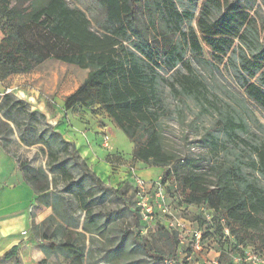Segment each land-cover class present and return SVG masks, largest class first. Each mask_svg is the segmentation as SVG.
Wrapping results in <instances>:
<instances>
[{
    "label": "trees",
    "instance_id": "1",
    "mask_svg": "<svg viewBox=\"0 0 264 264\" xmlns=\"http://www.w3.org/2000/svg\"><path fill=\"white\" fill-rule=\"evenodd\" d=\"M93 1L97 13L89 19L66 0H0V81L46 61L85 70L64 98V111L104 114L134 144L131 163L162 169L160 183L175 187L185 205L212 209L236 243L264 254V125L254 114V108L264 114V0H203L195 27L199 0ZM203 45L227 58L242 93L215 77ZM204 118L211 126L199 132L193 124ZM187 129L196 132L203 154L182 150ZM14 132L47 159L46 169L19 163L36 206L51 209L31 226L33 239L44 243L45 254L82 255L75 242L54 241L69 238L64 226H79L71 201L84 216L82 231L103 235L112 219L101 222L95 192L120 199L129 185L118 191L103 184L44 114L6 93L0 96V140ZM8 142L3 150L10 153ZM113 158L106 160L120 161ZM131 222L138 225L137 209ZM156 235L172 252L178 245L175 233L160 228ZM135 243L150 256L146 245ZM121 251L116 246L115 253Z\"/></svg>",
    "mask_w": 264,
    "mask_h": 264
},
{
    "label": "rangeland",
    "instance_id": "2",
    "mask_svg": "<svg viewBox=\"0 0 264 264\" xmlns=\"http://www.w3.org/2000/svg\"><path fill=\"white\" fill-rule=\"evenodd\" d=\"M66 2L72 7L81 9L89 19H91V17L97 13V7L93 0H66ZM202 2L203 0H199L196 18L193 22L194 27L196 25V19ZM260 16L264 17V12L260 13ZM261 39L264 40V28L261 31ZM202 48L203 57L210 63L215 77L221 83L226 84L231 89L242 93L243 90L237 85L234 80V76L231 73V70L227 63V58H216L215 54L205 45H203ZM37 71L40 74L44 73V77L47 79L45 80V82L48 87L50 85L51 79L52 82L56 81V84L52 88L47 87L44 89V93L40 92L44 95V97L41 96L42 101L45 102L47 104V107L54 112L56 111L58 106L62 105L64 98L79 87L86 76L85 70H81L73 66L64 65L55 61L44 62L41 66H39ZM8 93L13 94L14 97L19 100L25 101L18 94H16V91H11ZM254 114L259 122L264 125V114L256 108H254ZM90 116L92 120H94L93 126H101V123H103L104 126H109L108 120L97 110L91 111ZM190 119L191 118H188L187 122H189ZM64 120L65 119L61 118L60 116L56 125H51L47 119L46 122L50 126L54 127V129L65 138V135L60 130L65 125ZM211 122L212 120L210 118H204L200 122L194 123L193 127L198 125V131L201 132L202 129L200 128L211 126ZM67 128L69 130L70 126ZM76 131L77 132L74 134V138L76 141L81 142V144H79L80 146L77 147V150L80 149L86 152H90L88 162H90V160L94 156L92 152L98 154H106L108 152L109 145L111 148H117L118 150L123 151L125 154H128L130 152V142L119 130L118 134L112 135V139H109L107 146L103 145L102 137L104 134H102V137L100 134L95 135V137L92 136L93 140L90 141L91 137L89 134L83 135V133L79 132L80 129H77ZM112 131L114 130H111V132ZM187 131H189V129H187ZM195 133L196 132H194V130L190 129L188 138L186 142H183L181 148L185 153H190L192 155L203 154L204 149L201 148V145L203 144L201 142L199 143L198 137L195 136ZM7 140H9V142L5 144L7 150L14 157H16L15 159L17 160L18 164L26 163L27 167L33 170L46 169L47 159L46 156L40 152L39 146L27 147L22 145L18 139L17 133L14 132L9 138H2V140H0L2 149L3 143H5ZM87 140L90 141L92 151L91 148L87 146ZM118 159H120V161L122 160L121 157ZM90 164L95 165V167L99 169L103 168V165L99 162H91ZM122 166H124V168L122 169H118L117 166L112 167L110 169V173L107 168L106 173H104L103 170H101V172L103 173H96L102 183L109 188L123 191L125 185H129L128 190L124 195L121 196L122 198L120 199L114 198L112 195L105 194L101 191L95 192V196L100 203L97 206L96 212L100 213L101 222L104 223V221H106L108 217H111L112 219V221H109L105 225L103 234L104 236L109 237V239L103 237V235L100 234L83 232L82 225L85 221L84 216L79 211H76V204L75 202L71 201V209L72 212H74L73 217H77L79 226H77V228H69V226H64L63 233L64 235H68L69 238L59 237L54 241H73L77 245V250L80 249L82 251V255L67 258L65 255L59 253L45 254L41 250V245H44V243L35 242L33 248H30L26 253L27 264H208V260L210 259V257H208L207 259L201 254L185 253L183 249H178L177 245L172 252L170 245L159 239L156 235V231L161 228L159 223L143 220L139 215L138 225L136 226L132 224L131 213L136 211V180L137 178H139L145 182L150 183L153 182L154 179H148V175L143 176L144 171H141V173H143L142 175L140 173H137V175H135L133 172L134 164L131 163L130 160H124ZM90 169L92 170L91 167ZM152 169L157 170L156 168ZM21 174L23 176L22 172ZM165 195L166 203H168L173 210L181 213L187 220H189L193 224V227H196L198 225L197 227L205 231L208 237L212 238L214 242L218 243V249H220L221 255H224L226 249H228L229 247L228 243L226 244V242H221L220 232H218V230L216 231L214 227L209 228L205 226V223L200 217L201 211L199 207L195 205H185L182 202L181 198L177 196L175 187H172L170 185H166ZM135 241H139L140 243L146 245L150 256H148L144 252L142 247L137 245ZM119 245L122 246L121 254L115 253L116 246ZM39 252L44 255V258L38 255ZM222 260L224 262L225 259L222 257ZM11 262L12 261L3 259L1 264H10Z\"/></svg>",
    "mask_w": 264,
    "mask_h": 264
},
{
    "label": "crops",
    "instance_id": "3",
    "mask_svg": "<svg viewBox=\"0 0 264 264\" xmlns=\"http://www.w3.org/2000/svg\"><path fill=\"white\" fill-rule=\"evenodd\" d=\"M44 77V73H39L37 70L26 75L10 76L4 81H0V96L8 92H15L25 101H27L32 110H36L44 114L45 118L51 125H56L60 116L64 118L65 125L61 128V132L65 135V140L75 144L76 148L81 144L80 141L75 140L74 134L77 129H80V133L89 134L90 141L93 140L95 135L102 134L107 135L109 139H112V135L118 134V129L113 122L108 120L109 126L94 125V120L90 116L88 110H76V111H64L63 103L58 106L56 111L49 109L47 104L42 101L44 97V89L48 87ZM56 84L50 80L48 88H52ZM41 92V93H40ZM41 102H40V100ZM76 127H75V126ZM69 130L67 127H69ZM72 126V127H71ZM111 130H114L111 132ZM107 131V132H106ZM115 132V133H114ZM117 132V133H116ZM103 135V137H104ZM93 136V137H92ZM102 137V139H103ZM90 141L87 140V146L91 148ZM134 148V144L130 142V152L125 154L123 151L117 148H111L109 145L108 152L106 154L93 153V157L88 162L90 152L84 150H78L80 156H82L88 165L92 168L93 172L106 173V168L109 170L112 167H118V169L124 168L122 163L124 160H131V152ZM107 157L110 158H122L119 162L108 163ZM120 160V159H119ZM91 162H99L103 165L102 169L91 165ZM154 167H148L140 162L134 164L133 172L135 175L140 173L143 176H147L148 179H154L157 181L160 179L162 169ZM140 170V172H139ZM141 171H144L141 173ZM97 175V174H96ZM51 215V209L46 207H37L35 204V194L31 188L25 183L24 178L19 170V164L15 157L11 153L5 152L0 145V264L3 261L4 255L12 248L16 249L14 256L7 259L12 261L10 264H27L26 253L30 248H33L35 240L31 234V226L33 224H39L47 217ZM42 258L44 255L41 252L38 253Z\"/></svg>",
    "mask_w": 264,
    "mask_h": 264
},
{
    "label": "built area",
    "instance_id": "4",
    "mask_svg": "<svg viewBox=\"0 0 264 264\" xmlns=\"http://www.w3.org/2000/svg\"><path fill=\"white\" fill-rule=\"evenodd\" d=\"M103 145L107 146L109 137L104 136ZM136 209L143 220L159 223L165 231L175 233L178 238V249L185 253L201 254L208 259V264H264V254L249 245L238 244L230 235L223 218H216L215 212L205 206L199 207L200 217L207 227L220 228L221 242L228 243V249L221 255L218 243L207 236V233L187 220L181 213L173 210L166 203L165 188L159 180L145 182L136 180ZM222 257L225 259L224 262Z\"/></svg>",
    "mask_w": 264,
    "mask_h": 264
}]
</instances>
